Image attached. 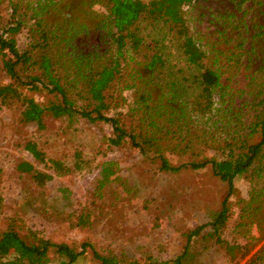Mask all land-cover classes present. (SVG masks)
I'll list each match as a JSON object with an SVG mask.
<instances>
[{
	"label": "trees",
	"instance_id": "16d2710c",
	"mask_svg": "<svg viewBox=\"0 0 264 264\" xmlns=\"http://www.w3.org/2000/svg\"><path fill=\"white\" fill-rule=\"evenodd\" d=\"M0 58L8 78L0 82V103H20L22 121L43 127L45 115L102 120L113 128L110 144L136 149L160 170L211 164L226 184L220 209L186 232L173 262L94 249L101 264H194L192 238L202 234L231 259L244 258L249 242L223 235L232 197L235 233L255 225L258 239L264 236V0H0ZM24 89L45 91L47 99ZM27 149L45 159L35 142ZM49 160L57 170L71 169ZM83 162L77 151L74 166ZM51 176L39 171L35 179ZM237 177L248 180L247 197ZM98 182L126 185L112 163L103 165ZM87 222L81 215L79 224ZM83 251L44 236L26 240L12 227L0 232V264H74ZM251 259L264 264V244Z\"/></svg>",
	"mask_w": 264,
	"mask_h": 264
},
{
	"label": "rangeland",
	"instance_id": "374dc122",
	"mask_svg": "<svg viewBox=\"0 0 264 264\" xmlns=\"http://www.w3.org/2000/svg\"><path fill=\"white\" fill-rule=\"evenodd\" d=\"M185 15L194 27L197 22L189 6H185ZM19 39L23 45L25 35ZM7 79L0 60V82ZM24 92L38 101L48 96L45 91ZM125 94L131 102V92ZM22 109L20 103H0L1 233L12 227L29 241L44 236L84 249L74 264H101L94 249L101 253L115 250L140 261L154 257L173 262L184 250L186 232L212 220L221 207L227 188L211 164L199 170L165 172L136 149L110 144L113 128L108 122L45 115L41 127L22 121ZM29 141L37 144L44 160L27 149ZM77 151L84 159L82 168L74 166ZM50 158L71 169H55ZM23 162L32 168L22 169ZM105 163L118 167L126 185L99 184ZM39 171L52 176L38 183L35 176ZM235 184L239 194L247 197L248 180L237 177ZM235 199L231 198L223 235L228 240L248 241L251 252L231 259L224 247L202 234L192 238L194 264H252L264 236L258 239L255 225L247 227L242 236L235 233ZM81 215L89 216L86 225L79 224Z\"/></svg>",
	"mask_w": 264,
	"mask_h": 264
}]
</instances>
